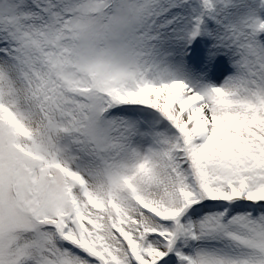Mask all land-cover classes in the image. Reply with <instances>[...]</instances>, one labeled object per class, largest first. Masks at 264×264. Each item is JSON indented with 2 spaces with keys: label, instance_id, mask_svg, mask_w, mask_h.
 Listing matches in <instances>:
<instances>
[{
  "label": "snow or ice",
  "instance_id": "obj_1",
  "mask_svg": "<svg viewBox=\"0 0 264 264\" xmlns=\"http://www.w3.org/2000/svg\"><path fill=\"white\" fill-rule=\"evenodd\" d=\"M0 264H264V0H0Z\"/></svg>",
  "mask_w": 264,
  "mask_h": 264
}]
</instances>
